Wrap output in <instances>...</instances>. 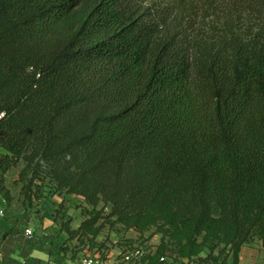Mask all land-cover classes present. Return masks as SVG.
<instances>
[{"label":"trees","instance_id":"obj_1","mask_svg":"<svg viewBox=\"0 0 264 264\" xmlns=\"http://www.w3.org/2000/svg\"><path fill=\"white\" fill-rule=\"evenodd\" d=\"M22 163L69 239L113 220L162 234L149 264H239L264 241V0H0L7 198Z\"/></svg>","mask_w":264,"mask_h":264},{"label":"crops","instance_id":"obj_2","mask_svg":"<svg viewBox=\"0 0 264 264\" xmlns=\"http://www.w3.org/2000/svg\"><path fill=\"white\" fill-rule=\"evenodd\" d=\"M67 199L69 200L70 196ZM83 202L84 208L87 207L84 200ZM68 206L67 214L73 223L72 216L75 210L70 204ZM81 215L83 222L86 218L84 211ZM81 223L72 228L77 229ZM27 229L32 233L28 234ZM92 244L87 241V245H84L79 239H69L57 216L32 213L28 205L21 211L11 207L7 216L0 218V264H85L86 259L91 260L87 264H122V261H126L121 251V260L113 261L112 255L104 250L103 253H108L109 260L100 259L102 258L100 252L93 254ZM146 262L149 264V260ZM239 264H264V241L256 240L245 245L240 254Z\"/></svg>","mask_w":264,"mask_h":264},{"label":"rangeland","instance_id":"obj_3","mask_svg":"<svg viewBox=\"0 0 264 264\" xmlns=\"http://www.w3.org/2000/svg\"><path fill=\"white\" fill-rule=\"evenodd\" d=\"M22 165L11 169L7 174V182L6 186L10 192V198L1 194V198L4 201V205L6 208V216L8 214L9 208L13 207L15 210H20L27 205L31 207L32 213L43 214L47 213L51 216H57V212L60 208V204L62 202V198L50 194L49 190H47L46 198L40 201H34L32 205L29 203L24 204L23 197L21 195V188L22 182L19 181L20 178V170L22 169ZM68 204L74 208L75 214L73 217V227H77L82 220V211H84V202L83 198L80 196L72 195L70 199L67 201L66 206L69 209ZM110 209L108 208L106 212L108 213ZM162 234L156 231L155 227L146 230L143 234L137 232L134 229H127L124 225L115 223L113 220H110L104 229L102 236L96 241L93 242V254L100 252L101 257L100 259L109 260L108 253L112 256L113 261L121 260L120 259V251L125 256L127 253H130L133 256L132 261H125L121 262L122 264H133V261H136L138 264H147L146 260L144 259L145 255L148 253L154 252L156 247L161 243ZM261 241L259 239H256ZM255 240V241H256ZM254 241V242H255ZM251 244V243H250ZM249 245V244H247ZM104 251H108L107 254L103 253ZM140 251V252H139ZM151 251V252H150ZM208 250L203 254L206 256ZM218 250H216V254ZM228 252L224 253L218 262H213L211 264H232V259L230 258L227 263H225V258ZM95 255L92 256L94 258ZM100 257V256H99ZM187 260L184 261L186 263Z\"/></svg>","mask_w":264,"mask_h":264},{"label":"built area","instance_id":"obj_4","mask_svg":"<svg viewBox=\"0 0 264 264\" xmlns=\"http://www.w3.org/2000/svg\"><path fill=\"white\" fill-rule=\"evenodd\" d=\"M1 196H2V195L0 194V218H4V217H6V208H5L4 201L2 200ZM26 232H27L28 234H31V233H32V231H31L30 229H27ZM139 252H140V251H139ZM124 259H125L126 261H132V260H133V256H131L130 253H127V254L124 256ZM162 260H164V258H162ZM88 262H91V260L86 259V260L84 261L85 264H87ZM133 263H134V264H137L136 261H133Z\"/></svg>","mask_w":264,"mask_h":264}]
</instances>
